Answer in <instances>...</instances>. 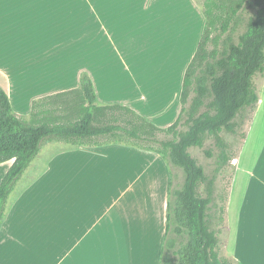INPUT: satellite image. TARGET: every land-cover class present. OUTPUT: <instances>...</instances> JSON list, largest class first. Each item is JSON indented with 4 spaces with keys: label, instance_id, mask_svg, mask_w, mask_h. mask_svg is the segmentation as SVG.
I'll return each mask as SVG.
<instances>
[{
    "label": "crops",
    "instance_id": "crops-1",
    "mask_svg": "<svg viewBox=\"0 0 264 264\" xmlns=\"http://www.w3.org/2000/svg\"><path fill=\"white\" fill-rule=\"evenodd\" d=\"M139 2L136 6L155 12L166 13L174 7V21L184 24L175 23L176 29L192 23L191 7L184 0H151L147 6ZM58 7L57 0H0V87L17 117L30 119L34 102L77 88L79 69L85 67L97 74L92 82L97 101L98 93L103 94L99 105L118 104L138 114L161 110L152 118L159 126L176 119L178 107L173 108L172 102L177 100L179 83V89H164L158 98L157 90L148 84L149 105L142 106L136 95L141 91L137 74L107 71L106 64L115 62L113 55L121 62L123 39L108 28L110 3L103 8V23L99 22L101 35L94 22L88 24L86 51L81 56L72 49L68 56L61 54L55 33L60 15L52 11ZM112 34L120 37L117 52L113 53L115 47L110 44L103 52L102 38H112ZM147 75L161 78L155 73ZM168 92L175 94L170 97ZM262 105L259 97L244 125L239 148L248 141L254 113ZM253 145L244 161L233 158L231 166H240L232 173L229 169L230 183L239 175H244V181L231 220L228 190L217 254H227L233 264H264V120ZM159 159L155 152L128 143L99 147L46 143L8 198L0 226V264H160L172 181L162 192L157 188L162 170ZM11 164H0V181Z\"/></svg>",
    "mask_w": 264,
    "mask_h": 264
},
{
    "label": "trees",
    "instance_id": "trees-1",
    "mask_svg": "<svg viewBox=\"0 0 264 264\" xmlns=\"http://www.w3.org/2000/svg\"><path fill=\"white\" fill-rule=\"evenodd\" d=\"M203 14L205 29L183 76L180 111L167 129L126 106L98 105L87 74L77 88L34 102L29 121L13 113L0 87V164L12 161L0 181V226L14 186L46 143H128L155 152L183 174L182 184L169 191L160 264H233L217 254L224 209L215 211V183L234 158V143L222 133L243 140L248 113L259 101L264 0H206ZM208 139L212 146L203 152L214 158L210 175L189 153Z\"/></svg>",
    "mask_w": 264,
    "mask_h": 264
},
{
    "label": "rangeland",
    "instance_id": "rangeland-1",
    "mask_svg": "<svg viewBox=\"0 0 264 264\" xmlns=\"http://www.w3.org/2000/svg\"><path fill=\"white\" fill-rule=\"evenodd\" d=\"M137 1H140V5L147 6V4L151 0H57V2L59 3V7L57 10L55 8L52 9V11L55 12V14L60 15V19H57L55 33L58 36L57 42L61 44V54H63L64 56H68L70 55V50L72 49L78 51L79 55L81 56L82 53L86 51V32L88 24L90 22H94L96 32H99L101 35L102 26L99 25V22L103 23V8L107 9L110 3L111 10L108 13L111 17V23L108 28L113 33L119 34V36H121L120 34H122L121 38L123 37V39L120 40L122 48L119 52V58L121 62H117V58L113 55L114 58H112V60H115L116 63H109L108 66L106 64L107 71L121 69L125 73L137 74L136 82L140 86L141 91L136 95L140 97V100L143 102L142 106H148L149 95L145 90V87L147 88L148 84L151 85L152 83V86L154 87L152 90H157V93H154L157 98V94L160 95L164 91V89L167 91V88L170 87L177 88L178 83L179 88L182 87V80L185 70L196 51L198 43L201 39V35L205 29L206 21L203 10L206 0H184L185 4L188 3L191 7L189 18L192 19V23H190L188 28L187 26H185V29H181L180 26V28H178L179 30L176 29V27L178 26H174L175 23L179 24L178 21H174V7H170V9L166 11V13L164 11L155 12V10H153L152 8H141L136 6ZM92 10H95L96 17L92 15ZM180 24L182 25V27H184L183 23ZM117 34L116 36L112 34V38H110L109 36H107L106 39L104 37L102 38L103 52H107V49L110 48L109 44L115 47V44L120 39ZM48 44L50 43L48 42ZM130 46H133L135 48ZM115 52H117L116 47L113 50V53ZM82 70H87L90 73L92 71V74L87 73V75H89L91 79L93 75L94 78H96L97 76L96 72L92 68L87 69L85 67H80L78 73L79 78L82 74H86V72H81ZM150 72L152 74H158L161 78H158L156 80L151 76L150 78H147L149 77V75L147 74H151ZM178 77L180 80L178 79ZM255 84L258 90V95L263 100V105L258 109L257 112L254 113V123L250 128L251 132H249L248 141L245 143L243 148H239L242 141L240 138L232 137L225 133H222L225 139L234 143L233 157L236 156L237 159H240L241 161H244L246 159V156L250 154V151L254 150L253 142L256 138V131L261 127L264 120V76H257L255 78ZM180 93L181 89H179L177 100L175 99L172 102L173 108L178 107V113L180 111ZM98 94L99 100L97 101V104L99 105L102 104L101 100L103 94H101L100 92ZM174 94V92H168L167 95L173 97ZM162 97L159 96V99H161ZM160 111L161 110L141 111L142 113H140V115L147 121L155 124L152 121L153 114H158ZM60 113L61 111L55 112L54 114ZM251 113L252 110H250L248 113V119ZM144 114L147 116L152 115V117H146L144 116ZM21 118L29 121V118L25 116H22ZM175 120L176 119H174L171 124H173ZM171 124H161L163 126H156L161 129H167ZM179 129L185 130V128ZM163 136V134H160V138H162ZM211 146L212 140L208 139L205 142L203 148H191L189 150L191 156L199 165L204 168L205 172L208 175H210L215 168L214 158H207L204 155L203 150L208 149ZM159 160L161 162L162 170L159 173V177L157 180V188L162 192L164 189H166L169 179L170 181H172V185L170 182V188H175L181 185L183 182L182 171L177 168L173 169L166 161L162 159ZM231 162L227 167L221 170L220 174L217 177L215 183L214 202L216 205L215 211L219 212L220 208L224 209L229 190L227 214L229 220H231L232 216L236 214L235 204L238 203L239 189L242 185V181H244V175H239V179L235 183H230L229 169L232 173L236 166H240L239 163L233 164L231 166ZM220 257L232 262L227 254L220 255Z\"/></svg>",
    "mask_w": 264,
    "mask_h": 264
}]
</instances>
